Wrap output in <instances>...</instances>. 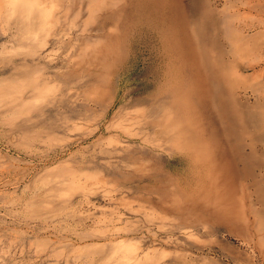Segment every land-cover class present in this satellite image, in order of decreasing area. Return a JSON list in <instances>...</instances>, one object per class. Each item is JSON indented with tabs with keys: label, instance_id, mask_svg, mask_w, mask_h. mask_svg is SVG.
Instances as JSON below:
<instances>
[{
	"label": "rangeland",
	"instance_id": "rangeland-1",
	"mask_svg": "<svg viewBox=\"0 0 264 264\" xmlns=\"http://www.w3.org/2000/svg\"><path fill=\"white\" fill-rule=\"evenodd\" d=\"M0 264H264V0H0Z\"/></svg>",
	"mask_w": 264,
	"mask_h": 264
},
{
	"label": "bare ground",
	"instance_id": "bare-ground-1",
	"mask_svg": "<svg viewBox=\"0 0 264 264\" xmlns=\"http://www.w3.org/2000/svg\"><path fill=\"white\" fill-rule=\"evenodd\" d=\"M165 2L167 3V1H165ZM168 4H169V3H168ZM166 5H167V4H166ZM169 6H170V4H169ZM181 22H183V20H182ZM179 23H180V22H179ZM179 26H180V25H179ZM173 31L175 32L176 29L174 28ZM182 33H183V32L181 31V34H182ZM163 39H164V38H163ZM158 41H159V40H158ZM163 41H164V40H163ZM166 41H167V40H166ZM110 42H111V41H110ZM139 42H140V41H139ZM142 42H143V41H142ZM145 42H146V41H144V43H145ZM164 42H165V41H164ZM173 42H174V41H173ZM148 43H149V42H148ZM160 43H161V42H160ZM168 43H169V42H168ZM142 44H143V43H142ZM155 44H156V43H155ZM155 44H154V45H155ZM157 44H159V42H158ZM157 44H156V45H157ZM174 44H175V43H174ZM154 45H153V46H154ZM160 45H161V44H160ZM143 46H145V45H143ZM149 48H150V47H149ZM178 49H179V48H178ZM172 50H173V48H172ZM146 51H147V49H146ZM141 53H142V52H141ZM151 56H153V55H151ZM169 56H170V55H169ZM161 57H162V56H161ZM155 58H156V57H155ZM170 58H172V57H170ZM170 58H169V62H170V60H171ZM153 59H154V58H153ZM165 59H166V56H165ZM167 59H168V58H167ZM174 59H175V56H174ZM174 59H173V60H174ZM160 60H161V59H159V61H160ZM162 62H163V61H162ZM167 62H168V61H167ZM172 62H173V61H172ZM173 63H174V62H173ZM166 64H167V63H166ZM175 66H176V65H175ZM172 67H173V66H172ZM177 67H178V66H177ZM168 68H169V67H168ZM168 68H166V69H168ZM170 68H171V66H170ZM159 69H160V68H159ZM159 69H158V70H159ZM166 69H165V70H166ZM174 70H175V69H174ZM180 70H181V69H180ZM160 72H161V71H160ZM171 72H172V69H171ZM178 72H179V71H178ZM166 73H167V72H166ZM174 73H176V72H174ZM160 75H161V73H160ZM172 76H173V75H172ZM163 77H164V76H163ZM168 77H169V76H168ZM173 78H174V77H173ZM169 88H170V87H169ZM223 112H224V117L226 118V117L228 116V114H226L225 112H227V111L224 110ZM165 128H169V127L165 126ZM168 130H170V129H168ZM196 156H197V155H196ZM196 159H197V157H196ZM198 160H199V159H198ZM198 170H199V168H198ZM197 172H198V171H197ZM204 181H205V180H204ZM196 186H197V185H196ZM200 199H201V198H200ZM204 201H205V200H204ZM206 206H207V205H206ZM215 220H216V219H215Z\"/></svg>",
	"mask_w": 264,
	"mask_h": 264
}]
</instances>
